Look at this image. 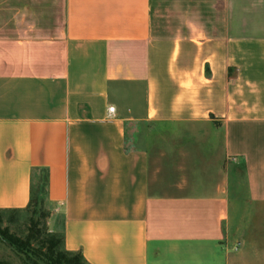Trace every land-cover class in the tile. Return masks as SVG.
<instances>
[{
	"label": "crops",
	"instance_id": "1",
	"mask_svg": "<svg viewBox=\"0 0 264 264\" xmlns=\"http://www.w3.org/2000/svg\"><path fill=\"white\" fill-rule=\"evenodd\" d=\"M153 2L0 0V209L86 264H264V31Z\"/></svg>",
	"mask_w": 264,
	"mask_h": 264
},
{
	"label": "rangeland",
	"instance_id": "2",
	"mask_svg": "<svg viewBox=\"0 0 264 264\" xmlns=\"http://www.w3.org/2000/svg\"><path fill=\"white\" fill-rule=\"evenodd\" d=\"M232 7H235L234 18L239 23V32L245 31L247 27L254 31H264V0H232ZM229 0H154L155 23L161 31L187 30L185 27L188 21L205 22L206 30L213 33L212 24L221 22L223 25L229 18ZM184 26V27H183ZM193 29L192 27L189 28ZM194 30V29H193ZM242 33V32H241ZM240 35V33H239ZM238 189L237 195L241 199L245 195L242 169L238 170ZM262 209V208H261ZM261 212H259L260 214ZM42 211L31 207L28 210L18 213H0V229L7 231L8 234L19 239H25L31 222L35 223L36 229L41 232L43 237L53 236L50 232L51 221ZM259 217V215H257ZM254 225L261 226V219L256 218ZM35 231V230H34ZM264 238V235L258 236ZM31 247L35 242H31ZM0 264H23L20 255L9 247L0 238ZM161 264H183L172 261L161 262ZM185 264V263H184Z\"/></svg>",
	"mask_w": 264,
	"mask_h": 264
},
{
	"label": "trees",
	"instance_id": "3",
	"mask_svg": "<svg viewBox=\"0 0 264 264\" xmlns=\"http://www.w3.org/2000/svg\"><path fill=\"white\" fill-rule=\"evenodd\" d=\"M31 207L41 212L43 211L48 217L47 212L43 208L42 200H39L37 194L34 193H31L26 209H0V213H18ZM36 226L35 223L31 222V228L28 229L25 239L16 238L8 234L7 231L0 229V238L20 255L23 264H86L79 253L69 252L64 249L63 236L61 234L51 232L53 236L43 237L41 232L36 229ZM31 242H35V246L31 247Z\"/></svg>",
	"mask_w": 264,
	"mask_h": 264
},
{
	"label": "built area",
	"instance_id": "4",
	"mask_svg": "<svg viewBox=\"0 0 264 264\" xmlns=\"http://www.w3.org/2000/svg\"><path fill=\"white\" fill-rule=\"evenodd\" d=\"M108 113L109 114H112L113 113V107L108 108Z\"/></svg>",
	"mask_w": 264,
	"mask_h": 264
}]
</instances>
